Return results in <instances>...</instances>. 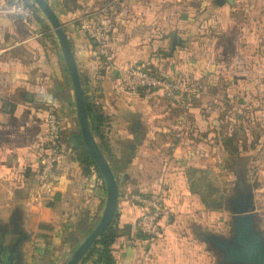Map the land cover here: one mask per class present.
Here are the masks:
<instances>
[{
	"label": "crops",
	"instance_id": "1",
	"mask_svg": "<svg viewBox=\"0 0 264 264\" xmlns=\"http://www.w3.org/2000/svg\"><path fill=\"white\" fill-rule=\"evenodd\" d=\"M11 1L0 0V10ZM47 2L63 26L86 95L107 119L105 154L119 189L117 234L110 248L115 264H209L204 243L186 242V225L220 228L222 209L203 206L188 189L186 171L212 174L214 181L207 179L223 193L224 204L235 187L246 188L259 211L264 188V0H234L233 5L224 0H123L106 58L71 24L99 1L86 7L78 0L68 7L66 0ZM132 65L197 87L189 131L176 125L179 113L159 91L119 89L117 69ZM48 110L59 117L60 140L69 153L57 163L48 195L40 199L37 173ZM70 132H78L73 94L49 24L40 13L32 21L0 13L3 264H63L97 224L105 191L96 173L84 174L76 162L66 144ZM228 139L230 147L224 143ZM225 169L232 176L233 193L228 195L219 189L227 182L220 176ZM157 191L171 222L163 219L160 239L149 244L137 233L140 209L130 197Z\"/></svg>",
	"mask_w": 264,
	"mask_h": 264
},
{
	"label": "built area",
	"instance_id": "2",
	"mask_svg": "<svg viewBox=\"0 0 264 264\" xmlns=\"http://www.w3.org/2000/svg\"><path fill=\"white\" fill-rule=\"evenodd\" d=\"M95 1L99 2L84 10L72 20L71 24L96 45L100 57L106 58L109 36L114 29L117 12L123 0H78V3L86 7ZM30 3L27 0H14L7 9L0 10V13L24 21H32L34 11ZM116 79L119 89L125 93H137L141 90L159 91L169 105L178 111L176 125L181 130L189 131L191 129L187 118L192 100L198 95L197 87L186 84L182 79L153 73L138 65L117 69ZM45 119V147L40 155L37 173L40 199L42 196L48 195L50 176L57 163L69 153L60 140L59 117L54 111L48 110L45 113ZM177 137H180V133ZM175 145L172 143L169 147L174 149ZM190 157L191 154L188 153L186 159L189 160ZM130 200L140 209L136 226L137 233L149 244L160 239V222L169 216L161 192L136 193L131 195Z\"/></svg>",
	"mask_w": 264,
	"mask_h": 264
},
{
	"label": "water",
	"instance_id": "3",
	"mask_svg": "<svg viewBox=\"0 0 264 264\" xmlns=\"http://www.w3.org/2000/svg\"><path fill=\"white\" fill-rule=\"evenodd\" d=\"M77 0H66L75 5ZM233 5L234 0H224ZM39 13L49 24L60 49V55L64 67L67 71L71 84L75 119L78 132H70L66 138V144L72 150H79L82 147L93 159L104 184L105 203L102 214L94 228L76 245L63 264H78L85 255L89 247L109 226L114 213L119 195L116 177L99 150L94 138L91 135L84 93L80 84L77 65L70 49L64 29L56 13L47 0H31ZM176 39L172 41V48L176 45ZM25 99L30 101L31 96L25 95ZM225 211L230 214V235L224 237L216 233H201L198 240L208 246L218 258V264H264V231L260 227V214L256 211L250 191L239 192L229 198L226 202ZM171 222V217H168ZM4 237L0 236V264H3L5 257ZM23 240H26L24 237ZM18 239V242H22Z\"/></svg>",
	"mask_w": 264,
	"mask_h": 264
},
{
	"label": "trees",
	"instance_id": "4",
	"mask_svg": "<svg viewBox=\"0 0 264 264\" xmlns=\"http://www.w3.org/2000/svg\"><path fill=\"white\" fill-rule=\"evenodd\" d=\"M27 1L31 2V0ZM30 6L34 11V16H36L37 18V14L39 13V11L32 2L30 3ZM79 79L86 101V112L91 135L94 138L99 150L103 154L105 160L107 161L105 152H109V148L104 134V128L106 127L107 119L101 113L97 105H95L92 100L86 95L84 80L81 77H79ZM231 141V139L226 140V142H224L225 146L230 147ZM73 151L75 153L76 162L82 168L83 173L88 174L91 170H93L102 182V187L104 189L101 175L91 156L83 147L79 150ZM232 152L234 153V150L231 149L229 154L233 155ZM206 176L207 175L204 171L196 170L194 168H188L186 171L188 189L191 193L196 194L199 197L201 203L207 210H221L224 205L222 196L223 193H220V191L213 186V184L207 179ZM117 224L118 214L115 211L109 226L89 247L78 264H115L110 248L116 238Z\"/></svg>",
	"mask_w": 264,
	"mask_h": 264
},
{
	"label": "rangeland",
	"instance_id": "5",
	"mask_svg": "<svg viewBox=\"0 0 264 264\" xmlns=\"http://www.w3.org/2000/svg\"><path fill=\"white\" fill-rule=\"evenodd\" d=\"M222 175V176H221ZM221 177H224L225 179V182L224 183V187H219L220 190H223L225 192V195L227 194H231L233 193V190H232V185H231V182L232 181V176H231V173H228L227 169L223 170V172H221L220 174ZM207 178H210L211 180L214 181V176L211 174H209L207 176ZM231 179V180H230ZM215 183V182H214ZM223 186V185H222ZM262 191L260 194H259V203H257V207H258V212L260 214V227L261 229L264 231V188H262ZM227 204H224L223 207H222V210L221 212L219 213L220 215V219L221 222H219L220 224V228H218V226H211V225H208V226H203V225H200V224H190L188 223L186 225V235L183 237L186 239V242L187 243H191V244H202L199 240H198V235H200L201 233H207V232H210V233H214V232H220L221 235H223L224 237H228L230 235V228H229V224H230V221H231V218H230V214H228L226 211H225V208H226ZM255 206V205H254ZM218 223V222H217ZM203 245V249H206L208 250V259H209V264H218V258H217V255L211 251L208 246L206 244H202Z\"/></svg>",
	"mask_w": 264,
	"mask_h": 264
},
{
	"label": "flooded vegetation",
	"instance_id": "6",
	"mask_svg": "<svg viewBox=\"0 0 264 264\" xmlns=\"http://www.w3.org/2000/svg\"><path fill=\"white\" fill-rule=\"evenodd\" d=\"M239 192H247V189L246 188H243V187H235L234 188V193H233L232 196L237 195Z\"/></svg>",
	"mask_w": 264,
	"mask_h": 264
}]
</instances>
